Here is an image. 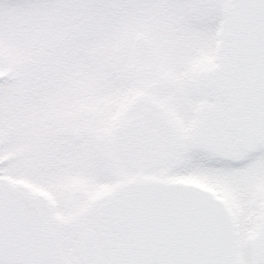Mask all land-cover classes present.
Instances as JSON below:
<instances>
[{
	"label": "snow or ice",
	"instance_id": "obj_1",
	"mask_svg": "<svg viewBox=\"0 0 264 264\" xmlns=\"http://www.w3.org/2000/svg\"><path fill=\"white\" fill-rule=\"evenodd\" d=\"M0 264H264V0H0Z\"/></svg>",
	"mask_w": 264,
	"mask_h": 264
}]
</instances>
